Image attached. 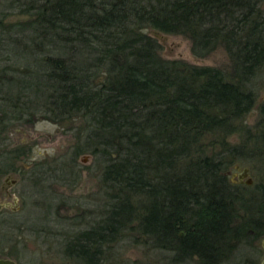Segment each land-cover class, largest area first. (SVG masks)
Returning a JSON list of instances; mask_svg holds the SVG:
<instances>
[{
  "label": "trees",
  "instance_id": "trees-1",
  "mask_svg": "<svg viewBox=\"0 0 264 264\" xmlns=\"http://www.w3.org/2000/svg\"><path fill=\"white\" fill-rule=\"evenodd\" d=\"M263 1L31 0L26 27L0 26V50L13 46L16 61L0 73L1 112L84 121L75 157L88 152L102 165V220L67 241L69 260L102 264L137 234L173 264H227L264 235V185L261 200H246L222 158L241 151L230 136H251ZM147 29L188 38L196 58L223 46L232 74L164 61Z\"/></svg>",
  "mask_w": 264,
  "mask_h": 264
},
{
  "label": "rangeland",
  "instance_id": "rangeland-1",
  "mask_svg": "<svg viewBox=\"0 0 264 264\" xmlns=\"http://www.w3.org/2000/svg\"><path fill=\"white\" fill-rule=\"evenodd\" d=\"M32 6L31 0H0L2 30L12 28L16 33L26 27L30 14L35 13ZM145 33L157 41L159 56L164 61L178 60L232 74L233 64L223 46L208 57L196 58L191 41L182 35L152 29ZM1 46L0 73L7 72L16 62L13 46L5 43ZM251 87L257 96L256 105L244 121L245 132L251 136L247 139L246 133L233 134L228 141L233 146H242L241 151L235 155L222 154L226 175L246 200L257 193L256 186L264 185V122L258 126L264 107V71ZM2 96L0 91V105ZM3 110L0 106V206L8 203L18 211L5 209L0 213V227L4 228L0 230V258H10L18 264H76L65 256L67 241L100 222L105 210L102 165L88 152L75 157L76 145L84 146L81 139L85 123L80 119L59 120L43 112H37L31 116L33 121L28 122L27 117L22 120L15 117L17 111L3 113ZM4 117L6 120L2 121ZM259 135L263 136L258 138ZM244 169L249 170V175L240 180ZM248 178L253 180L251 186L246 185ZM12 180L17 183L10 185ZM6 186L11 197L4 194ZM256 196L262 199L260 193ZM250 242L227 264H262L264 237L251 235ZM102 264L173 263L172 254L153 250L144 238L134 234L110 249ZM185 264L198 262L190 260Z\"/></svg>",
  "mask_w": 264,
  "mask_h": 264
},
{
  "label": "flooded vegetation",
  "instance_id": "flooded-vegetation-1",
  "mask_svg": "<svg viewBox=\"0 0 264 264\" xmlns=\"http://www.w3.org/2000/svg\"><path fill=\"white\" fill-rule=\"evenodd\" d=\"M8 180L9 179H7V182H8ZM17 183V180H12V182L10 183V185H15ZM4 194L6 195V198L7 197H11V194H10V192H9V186H6L5 188H4ZM15 203H16V205H17V203H18V201H15ZM15 205V206H16ZM11 210V211H13V212H17L18 210V208H15L14 206L12 207L10 204H8V203H6L4 206H0V213H2V211L3 210ZM260 237H264V235L263 236H260ZM262 264H264V260H263V262H262Z\"/></svg>",
  "mask_w": 264,
  "mask_h": 264
},
{
  "label": "water",
  "instance_id": "water-1",
  "mask_svg": "<svg viewBox=\"0 0 264 264\" xmlns=\"http://www.w3.org/2000/svg\"><path fill=\"white\" fill-rule=\"evenodd\" d=\"M248 169H244L243 173L240 175V180H243L244 178L248 177ZM253 184V180L249 179L246 181V185L251 186ZM0 264H18L15 260L10 259V258H0Z\"/></svg>",
  "mask_w": 264,
  "mask_h": 264
}]
</instances>
